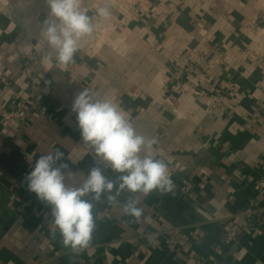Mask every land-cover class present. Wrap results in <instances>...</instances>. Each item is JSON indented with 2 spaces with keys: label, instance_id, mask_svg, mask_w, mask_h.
<instances>
[{
  "label": "crops",
  "instance_id": "obj_1",
  "mask_svg": "<svg viewBox=\"0 0 264 264\" xmlns=\"http://www.w3.org/2000/svg\"><path fill=\"white\" fill-rule=\"evenodd\" d=\"M18 3L0 8V264H264V0H82L95 31L67 66L49 59L40 33L45 0ZM83 89L115 100L138 133L158 139L153 154L175 188L92 201V240L75 254L24 178L56 149L70 186L93 166L120 175L82 141L72 104ZM18 101L20 119L5 123ZM27 197L44 222L23 208ZM130 198L139 221L123 214ZM171 228L186 253L160 238L140 252L147 235Z\"/></svg>",
  "mask_w": 264,
  "mask_h": 264
},
{
  "label": "clouds",
  "instance_id": "obj_2",
  "mask_svg": "<svg viewBox=\"0 0 264 264\" xmlns=\"http://www.w3.org/2000/svg\"><path fill=\"white\" fill-rule=\"evenodd\" d=\"M45 3L49 11L40 33L49 49V59L57 66H67L74 62L81 41L92 37L94 17L83 7L82 0ZM110 16L109 6L96 9V17L106 20ZM72 111L83 143L90 145L96 157L120 175L111 180L101 167L93 166L86 179L70 186L64 172L69 165L62 162L64 153L56 149L35 160L24 179L28 191L50 206L53 226L59 230L63 245L79 254L89 247L96 226L92 201L100 202L106 196L110 203H117V197L125 190L145 196L153 191L166 194L173 192L175 184L168 164L153 154L158 139L138 133L118 102L98 98L83 89L76 95ZM70 175L75 181L76 173ZM138 205V199L130 198L122 206L123 214L139 221L143 208Z\"/></svg>",
  "mask_w": 264,
  "mask_h": 264
},
{
  "label": "built area",
  "instance_id": "obj_3",
  "mask_svg": "<svg viewBox=\"0 0 264 264\" xmlns=\"http://www.w3.org/2000/svg\"><path fill=\"white\" fill-rule=\"evenodd\" d=\"M72 69V66H68V71ZM0 84H6V79L3 75H0ZM24 102L18 101L14 104L11 110H6L1 113V117L3 121L7 124H10L14 120L20 119L21 111L24 109ZM1 174V171H0ZM264 184L261 183L262 187ZM190 186L189 184H185L181 191L184 195L190 196ZM27 193H31L28 189L25 190ZM32 196H36L34 193H31ZM33 197H27V199L23 202V208L29 210V214L31 217L35 219H40L42 222L45 221V218L41 215V213L33 206ZM120 222V221H118ZM235 237V232L230 230L226 234V241L231 242ZM157 238H160L163 245L169 249L170 251H174L176 249V245L180 244L181 250L186 253L188 248L185 244L184 234L180 229L171 228V229H160L156 233L149 234L144 239V244L139 247L140 252L144 251L145 245H152L157 241ZM217 251V250H216Z\"/></svg>",
  "mask_w": 264,
  "mask_h": 264
},
{
  "label": "rangeland",
  "instance_id": "obj_4",
  "mask_svg": "<svg viewBox=\"0 0 264 264\" xmlns=\"http://www.w3.org/2000/svg\"><path fill=\"white\" fill-rule=\"evenodd\" d=\"M19 4L18 0H0V8L3 7L6 11H13Z\"/></svg>",
  "mask_w": 264,
  "mask_h": 264
}]
</instances>
